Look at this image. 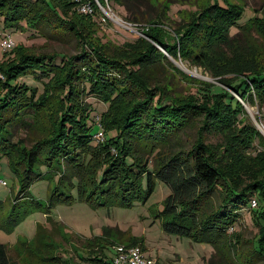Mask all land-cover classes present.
Returning a JSON list of instances; mask_svg holds the SVG:
<instances>
[{"label":"trees","instance_id":"trees-1","mask_svg":"<svg viewBox=\"0 0 264 264\" xmlns=\"http://www.w3.org/2000/svg\"><path fill=\"white\" fill-rule=\"evenodd\" d=\"M110 1L123 8L128 21L145 22L142 36L115 46L97 43L91 37L97 18L79 13L70 0H0L5 27L23 22L36 34L45 29L68 34L78 44L77 53L57 62L56 54L36 55L15 43L13 57L0 61V153L8 156L20 180L9 209L0 215V230L10 232L33 210L47 212L57 202L71 203L74 188L91 206L144 202L158 179L169 189L158 214L163 232L208 242L216 253L241 209L248 207L258 229L251 256L264 261V151L250 150L256 142L264 144V138L242 117V102L264 103V66L241 65L234 70L236 77L220 81L224 86L209 84L215 89L182 98L151 87L145 72L177 52L194 65L204 66L212 57L226 59L221 45L233 50L238 35L246 38L249 30L257 32L254 38L263 47L264 0L245 21L240 20L244 4L211 0L173 29L172 43L160 26L162 14H149L150 0ZM164 8L168 13L170 4ZM232 27L238 33L230 35ZM190 45L196 50L188 51ZM25 75L40 81L42 90L19 81ZM87 97L107 104L99 116L103 140L96 144ZM49 105L55 108L46 118ZM224 128L225 144L211 147L204 142L205 134H219ZM20 130H26L25 137ZM27 137L32 142L26 147ZM40 178H56L44 202L28 194L30 184ZM3 205L0 200V208ZM40 232L38 225L35 234ZM108 234L104 230L105 237L86 240L99 244L92 250L99 257L92 260L95 264H107L100 258L107 243L144 251L140 239L124 234L126 242H118L120 237L111 242ZM9 263L0 242V264Z\"/></svg>","mask_w":264,"mask_h":264},{"label":"rangeland","instance_id":"rangeland-1","mask_svg":"<svg viewBox=\"0 0 264 264\" xmlns=\"http://www.w3.org/2000/svg\"><path fill=\"white\" fill-rule=\"evenodd\" d=\"M150 1L154 6L151 4L152 10L149 9V14L155 15L156 10L162 14L164 24L160 26H163V29L169 33L167 40L172 43V38L173 41L176 38L175 33L172 32L173 29L188 22L198 10L211 0ZM230 1L238 5H245V12L240 19L245 21L251 15V9H259L263 0ZM169 4L170 10L167 13L164 7ZM112 6L114 16L120 20L116 22L110 19L103 23L97 20L91 36L95 42L108 41L110 46H115L134 41L138 36L143 35L140 29L144 27V21L137 23L128 21L123 8L116 4ZM129 22L136 26H131L132 29L126 28L124 25L128 26L126 23ZM5 26L3 18H0V42L6 35H9L14 43H20L26 47V52L36 55L56 54L57 62L63 55L78 52L76 39L68 34H54L46 29L36 34L25 28L23 22L16 27ZM236 33H238V28L232 27L230 35ZM255 36H257V32L250 30L246 38L244 35H238L239 38L234 43L233 50L221 45L226 59L212 57L204 66L194 65L187 59H182L178 52L175 58L164 52L168 56V61L150 65L145 71L149 77L147 79L151 87H155V85L162 87L164 94L169 96L182 98L186 95H196L199 97L202 93L215 89L209 84L223 85L220 82L222 79L236 77L237 73L234 70L241 69V65L264 66V46L259 45L260 42L254 38ZM189 50H196V46L190 45ZM10 51L11 49L3 51L0 46V61L13 57ZM19 81L37 87L38 91L42 90V83L33 79L32 75L22 76ZM237 97L241 102V98ZM86 101L89 103V122L92 133L103 131L100 120L97 122L95 118L101 115L107 104L93 97H87ZM242 104L245 110V113L242 114L243 119L249 124H254L261 133L264 130V103L258 105L256 100L255 104L245 101ZM54 108L50 105L47 107L46 118L52 115ZM239 126L240 124L237 123V127ZM20 131L24 132L19 133L20 137H25L26 130ZM203 139L211 147L225 144L227 140L225 128L219 134H205ZM101 140L93 138L92 143L96 144ZM24 141L26 147L32 142L30 137ZM259 149L264 151V144L256 142L250 150L255 152ZM42 171L44 168L41 169ZM0 179L6 182L5 184L0 183V200L4 204L0 208L1 215L9 209L20 182L19 176L13 171V165L8 156L1 153ZM55 182L56 178L37 179L30 184L28 194L32 198L44 202L48 197L50 187ZM168 193V187L156 179L152 192L144 202L134 200L129 206L116 204L91 206L85 199L76 196L77 189L74 188L72 194L75 199L71 203L57 202L47 212L44 209L29 212L10 232L0 230V242L7 249L9 264H95L92 260L99 257L92 255V250H98L99 244L96 241L89 243L86 240L92 241L98 236L103 237L104 230L109 231L107 237H110L111 242L117 237L121 238L117 240L118 242H126L128 236L140 239L144 248L143 253L152 258L155 261L154 264H210L213 260L214 264H264L260 258L251 256L253 254L252 241L258 230L251 220L252 209L248 207L241 209L240 218L233 227L228 229L227 239L218 246L215 253L213 245L208 242L195 241L185 236L178 237L162 231L161 219L158 214L163 209V200ZM47 215L50 216V220L47 219ZM38 225L42 227L40 236L35 234ZM54 255L61 259H52ZM100 258L107 264L112 263L114 258L112 243H107L101 248Z\"/></svg>","mask_w":264,"mask_h":264},{"label":"built area","instance_id":"built-area-1","mask_svg":"<svg viewBox=\"0 0 264 264\" xmlns=\"http://www.w3.org/2000/svg\"><path fill=\"white\" fill-rule=\"evenodd\" d=\"M76 4L77 11L81 14L95 16L100 23L106 22L107 20H115L118 22L120 18L114 16L112 11V4L110 0H70ZM124 25L126 28L132 29L131 26L135 25L131 22ZM136 26V25H135ZM15 43L9 35H6L0 42L1 49L3 51L10 50L14 47ZM95 120H100L99 115L96 116ZM95 139L101 140L103 138V131L99 130L93 135ZM1 184H5L4 180L0 179ZM251 206H256V201L251 200ZM114 249V264H154L155 261L145 256L143 251L138 246H124L123 244H116L113 246Z\"/></svg>","mask_w":264,"mask_h":264},{"label":"bare ground","instance_id":"bare-ground-1","mask_svg":"<svg viewBox=\"0 0 264 264\" xmlns=\"http://www.w3.org/2000/svg\"><path fill=\"white\" fill-rule=\"evenodd\" d=\"M263 134H264V130H262Z\"/></svg>","mask_w":264,"mask_h":264},{"label":"water","instance_id":"water-1","mask_svg":"<svg viewBox=\"0 0 264 264\" xmlns=\"http://www.w3.org/2000/svg\"><path fill=\"white\" fill-rule=\"evenodd\" d=\"M262 133V132H261ZM263 134V133H262ZM264 135V134H263Z\"/></svg>","mask_w":264,"mask_h":264}]
</instances>
